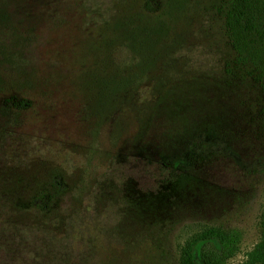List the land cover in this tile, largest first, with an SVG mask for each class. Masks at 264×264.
<instances>
[{
    "label": "rangeland",
    "instance_id": "obj_1",
    "mask_svg": "<svg viewBox=\"0 0 264 264\" xmlns=\"http://www.w3.org/2000/svg\"><path fill=\"white\" fill-rule=\"evenodd\" d=\"M228 1L0 0V264H180L211 227L247 263L264 84L228 71Z\"/></svg>",
    "mask_w": 264,
    "mask_h": 264
},
{
    "label": "trees",
    "instance_id": "obj_2",
    "mask_svg": "<svg viewBox=\"0 0 264 264\" xmlns=\"http://www.w3.org/2000/svg\"><path fill=\"white\" fill-rule=\"evenodd\" d=\"M224 31L234 53L228 71L247 70L256 82L264 84V0H229L224 7ZM27 104L21 100L18 106L23 109ZM54 185L60 191L61 186L56 182ZM55 197L54 191L44 190L32 205L47 211ZM241 240L237 229L208 228L186 242L180 264H230L240 250ZM244 264H264V220L262 242Z\"/></svg>",
    "mask_w": 264,
    "mask_h": 264
}]
</instances>
